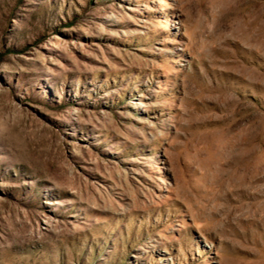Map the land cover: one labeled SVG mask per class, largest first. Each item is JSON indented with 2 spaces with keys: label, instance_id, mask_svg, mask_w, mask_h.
I'll list each match as a JSON object with an SVG mask.
<instances>
[{
  "label": "rangeland",
  "instance_id": "obj_1",
  "mask_svg": "<svg viewBox=\"0 0 264 264\" xmlns=\"http://www.w3.org/2000/svg\"><path fill=\"white\" fill-rule=\"evenodd\" d=\"M261 164L264 0H0V264H264Z\"/></svg>",
  "mask_w": 264,
  "mask_h": 264
},
{
  "label": "bare ground",
  "instance_id": "obj_2",
  "mask_svg": "<svg viewBox=\"0 0 264 264\" xmlns=\"http://www.w3.org/2000/svg\"><path fill=\"white\" fill-rule=\"evenodd\" d=\"M251 163H253V162H251ZM254 164H255V162H254ZM251 165V164H250ZM249 166V165H248ZM253 166V165H252ZM252 166H251V168H252ZM256 167V166H255ZM251 168H249V169H251ZM263 168H264V165L263 164H261L260 166H258L257 168H256V170L253 168V170L256 172V171H259L260 173H261V171L263 170Z\"/></svg>",
  "mask_w": 264,
  "mask_h": 264
}]
</instances>
